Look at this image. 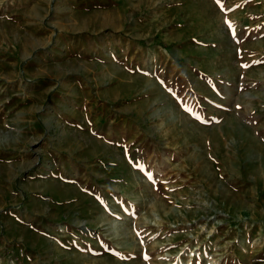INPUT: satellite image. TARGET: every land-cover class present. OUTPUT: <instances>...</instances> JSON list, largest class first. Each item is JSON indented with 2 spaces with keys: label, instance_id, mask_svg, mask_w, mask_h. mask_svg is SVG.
<instances>
[{
  "label": "rangeland",
  "instance_id": "1",
  "mask_svg": "<svg viewBox=\"0 0 264 264\" xmlns=\"http://www.w3.org/2000/svg\"><path fill=\"white\" fill-rule=\"evenodd\" d=\"M0 264H264V0H0Z\"/></svg>",
  "mask_w": 264,
  "mask_h": 264
}]
</instances>
